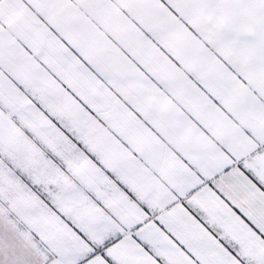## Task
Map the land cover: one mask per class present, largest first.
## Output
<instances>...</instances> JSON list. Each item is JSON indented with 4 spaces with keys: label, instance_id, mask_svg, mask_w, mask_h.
Instances as JSON below:
<instances>
[{
    "label": "snow or ice",
    "instance_id": "1",
    "mask_svg": "<svg viewBox=\"0 0 264 264\" xmlns=\"http://www.w3.org/2000/svg\"><path fill=\"white\" fill-rule=\"evenodd\" d=\"M0 264H264V0H0Z\"/></svg>",
    "mask_w": 264,
    "mask_h": 264
}]
</instances>
